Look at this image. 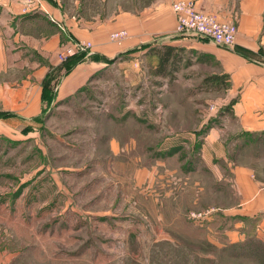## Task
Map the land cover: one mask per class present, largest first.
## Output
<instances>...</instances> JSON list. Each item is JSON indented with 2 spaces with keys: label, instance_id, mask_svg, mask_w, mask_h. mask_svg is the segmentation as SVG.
<instances>
[{
  "label": "rangeland",
  "instance_id": "1",
  "mask_svg": "<svg viewBox=\"0 0 264 264\" xmlns=\"http://www.w3.org/2000/svg\"><path fill=\"white\" fill-rule=\"evenodd\" d=\"M189 62L113 69L29 134L0 136V264H264L263 239L233 242L229 217L197 215L230 201L200 153L230 100Z\"/></svg>",
  "mask_w": 264,
  "mask_h": 264
},
{
  "label": "crops",
  "instance_id": "2",
  "mask_svg": "<svg viewBox=\"0 0 264 264\" xmlns=\"http://www.w3.org/2000/svg\"><path fill=\"white\" fill-rule=\"evenodd\" d=\"M174 1L0 0V112L7 113L0 116V136L29 134L44 111L113 69L121 74L132 70L134 61L149 60L155 70V49L172 45L177 50L173 67L191 61L199 64L200 73L209 74L208 81L225 75L222 96L231 101L201 136V160L214 177L215 196L229 192L230 197L209 207L210 213L230 218L233 242L246 232L264 240V56L259 53L264 48V0H192L198 10L234 22L235 44L252 56L236 52L235 44L223 47L175 33ZM120 29L128 32L126 39L110 41L109 34ZM76 39L92 46L82 59L69 61L67 70L56 52ZM48 73L55 77L45 100ZM173 80L180 79L175 75Z\"/></svg>",
  "mask_w": 264,
  "mask_h": 264
},
{
  "label": "built area",
  "instance_id": "3",
  "mask_svg": "<svg viewBox=\"0 0 264 264\" xmlns=\"http://www.w3.org/2000/svg\"><path fill=\"white\" fill-rule=\"evenodd\" d=\"M35 1L26 0L28 4ZM171 9L175 15V33L200 36L223 47H231L235 44L237 25L234 22L218 20L213 14L198 10L192 0H176L172 2ZM125 34L126 31L120 29L112 32L110 38L114 41H121ZM91 46L89 41L72 40L65 45L64 53L59 55L58 59L64 61L68 56L85 51ZM208 213H210L209 209L205 212H198L197 215Z\"/></svg>",
  "mask_w": 264,
  "mask_h": 264
},
{
  "label": "trees",
  "instance_id": "4",
  "mask_svg": "<svg viewBox=\"0 0 264 264\" xmlns=\"http://www.w3.org/2000/svg\"><path fill=\"white\" fill-rule=\"evenodd\" d=\"M233 49L236 52L242 53L246 56H252L254 54L252 51L246 50V49H244L241 46H238L236 44L233 46ZM155 52H156L157 57H158V62H157L156 69L153 71V73L156 75L167 76L168 74H170L171 67H173L172 64L174 63V61L177 58L176 47H174L172 45H160V47L155 49ZM260 52L261 51L259 50V53ZM84 53H85V51L76 52L75 54L68 56L64 61H62V62H64L63 64H64V66H66V69L68 70L72 66L71 64H69V61L71 63V61H73L74 59H82L84 56ZM168 69H169V71H168ZM224 76L225 75H222V78H219V76H218L219 80H217V82L221 81L224 83V80H223ZM54 77H55L54 75L52 76L51 73H48L46 78H44V80H43V91H44L43 95H45V92H46V96H44L45 100L48 99L47 91H45V90L47 88L50 91L51 81L54 79ZM229 105H231V101L228 103V106H227L228 108H229ZM227 107H225V110L228 109ZM6 114H7L6 112H0V116H5ZM44 114H46L45 111H44L43 115ZM37 119H39V117H37L35 120H37ZM253 236H254V238H258L255 235H253ZM258 239H260V238H258ZM262 241H264V240H262Z\"/></svg>",
  "mask_w": 264,
  "mask_h": 264
}]
</instances>
